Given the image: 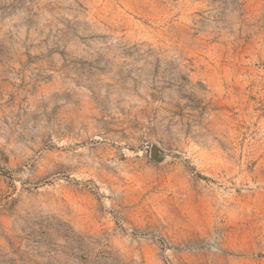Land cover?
I'll return each mask as SVG.
<instances>
[{
	"label": "rangeland",
	"instance_id": "1",
	"mask_svg": "<svg viewBox=\"0 0 264 264\" xmlns=\"http://www.w3.org/2000/svg\"><path fill=\"white\" fill-rule=\"evenodd\" d=\"M0 264H264V0H0Z\"/></svg>",
	"mask_w": 264,
	"mask_h": 264
},
{
	"label": "water",
	"instance_id": "2",
	"mask_svg": "<svg viewBox=\"0 0 264 264\" xmlns=\"http://www.w3.org/2000/svg\"><path fill=\"white\" fill-rule=\"evenodd\" d=\"M169 153L161 146L154 144L151 149V157L158 163H163L167 160Z\"/></svg>",
	"mask_w": 264,
	"mask_h": 264
}]
</instances>
